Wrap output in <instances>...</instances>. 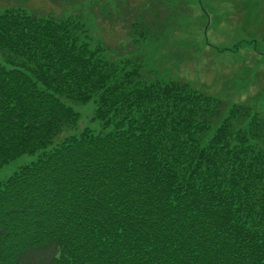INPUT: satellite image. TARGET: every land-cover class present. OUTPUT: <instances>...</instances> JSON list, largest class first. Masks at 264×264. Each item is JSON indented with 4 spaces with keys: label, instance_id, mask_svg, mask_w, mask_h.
<instances>
[{
    "label": "trees",
    "instance_id": "obj_1",
    "mask_svg": "<svg viewBox=\"0 0 264 264\" xmlns=\"http://www.w3.org/2000/svg\"><path fill=\"white\" fill-rule=\"evenodd\" d=\"M62 15L0 8V167L34 155L0 183V264H264V117Z\"/></svg>",
    "mask_w": 264,
    "mask_h": 264
},
{
    "label": "rangeland",
    "instance_id": "obj_2",
    "mask_svg": "<svg viewBox=\"0 0 264 264\" xmlns=\"http://www.w3.org/2000/svg\"><path fill=\"white\" fill-rule=\"evenodd\" d=\"M7 6L76 15L107 57L137 58L150 78L188 81L226 107L244 104L264 117V0H0ZM95 109L94 101L77 105L71 133L98 132ZM33 159L1 166L0 183Z\"/></svg>",
    "mask_w": 264,
    "mask_h": 264
}]
</instances>
